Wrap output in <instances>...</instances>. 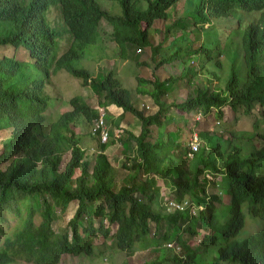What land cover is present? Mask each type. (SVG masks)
<instances>
[{
	"label": "trees",
	"instance_id": "16d2710c",
	"mask_svg": "<svg viewBox=\"0 0 264 264\" xmlns=\"http://www.w3.org/2000/svg\"><path fill=\"white\" fill-rule=\"evenodd\" d=\"M117 1L121 8L118 13L101 8L96 0H29L28 3L25 0H0V48H23L32 60V66H26L15 55L0 53V131L10 128L9 138L0 149V164L5 163L4 168H0V264H17L19 261L59 264L63 256L90 257L94 249L91 245L93 238L112 239L109 246L113 252L129 255L134 250L147 249L149 245L155 246L154 249L158 247L162 260L156 257L148 264L166 261L171 264H264V227L260 228L262 224L259 223L264 222L263 165L253 159L239 160L236 155V159L229 158L219 166L218 158L222 155L219 147L207 150L202 141L208 136L200 131H197L200 146L192 156H187L190 152L187 143L167 137L165 127L170 116L166 115L161 100L166 93L164 84L185 79L186 87L190 88L197 72L205 69L218 78L210 63L218 68L222 66L214 49L205 43L208 36L204 33L206 37L199 45L192 40L187 42V55L200 56L198 63L196 61L198 71L196 65L189 64L183 65L179 76L170 75L161 82L158 78H140L142 74L136 77V90L148 94L158 106L153 114H145L134 105L131 91L122 86L115 70L93 76L78 66L80 58H95L96 54L89 51L91 49L101 51L99 60L107 56L108 48L96 42L100 37L97 27L101 20L113 26L112 37L116 41L113 55L118 51L121 56L118 58H123L126 42L148 48L155 55L158 53L148 36L149 27L157 18L164 21L165 31L180 28L183 31L180 37L184 39L181 42L189 33L198 29L202 32L203 23L210 24L213 17L228 19L233 27L240 25L242 76L238 74L240 77L236 79L233 73L227 75L223 90L202 87L194 94L187 91L184 100L174 106L186 115L197 109L207 115L215 108L221 116L223 106L232 112L241 108L244 114L254 111L264 114V0H188L190 9L185 16L192 20V24L182 23L183 15L177 10L179 0ZM172 5L174 10L169 11ZM238 9L260 14L257 20L252 18L247 22L246 15L237 13ZM241 19L244 24H240ZM141 22H145L143 29ZM175 39L180 40L174 37L165 45L175 51H171L167 58L154 60L155 69L164 62L182 64L183 59L179 57L182 48L176 45ZM62 40L61 47L68 45V48L60 53ZM227 49L228 46L223 48L225 58ZM51 68L66 71L101 94L99 106L114 104L121 108L119 121L131 116L139 120L141 129L137 136L126 131L125 138L121 137L122 134L118 137L123 146L128 141L134 143V155L128 158V182L116 188V170L106 155L105 144L102 145L91 133L98 112L88 107L81 95L70 98L71 109L51 121L52 130L45 133L44 111L54 100L45 92ZM190 120L187 124L186 119H176L175 130L192 134L198 122L193 116ZM83 124L86 127L82 133L95 141L92 161L85 158L80 146L81 134L77 126ZM161 128L163 138L159 137ZM176 131L173 134L178 138ZM109 133L112 134L111 129ZM168 144L169 151H164ZM65 151H69V157L59 170L61 154ZM193 158L199 160L198 164L188 167L186 162ZM254 168L259 170L254 172ZM205 172L213 176L222 174V191L229 194L227 215L223 214L226 217L222 220L216 207L220 193L208 191L211 180L207 181ZM157 176L168 185L170 198L176 203L183 200L193 202L192 195H196L195 204L202 208L190 213L188 206L171 207L166 201L168 211H159L155 205ZM211 183L216 185L214 179ZM242 203H246L248 214L260 229L238 239L244 226ZM70 204L75 208L66 226L53 231L52 209L64 211ZM22 206L26 209L22 223L11 228L3 227L5 212L20 216ZM35 212H39L38 224L34 223ZM150 222L154 223L153 232ZM198 224L202 232L197 230ZM110 226L116 227L113 233ZM178 229L187 236L199 237L198 243L194 247L189 245L186 239L180 238ZM169 242H174L173 250L175 247L179 250L170 257L164 248Z\"/></svg>",
	"mask_w": 264,
	"mask_h": 264
},
{
	"label": "rangeland",
	"instance_id": "374dc122",
	"mask_svg": "<svg viewBox=\"0 0 264 264\" xmlns=\"http://www.w3.org/2000/svg\"><path fill=\"white\" fill-rule=\"evenodd\" d=\"M29 0H25L28 3ZM101 8L107 9L108 11L118 13L121 11V8L118 6L117 0H96ZM190 1V0H189ZM188 0H179L177 2V10L178 13L183 15V24H192V20L185 16V12H188L190 9V5L188 4ZM175 8L172 5L168 10L173 11ZM167 10V11H168ZM249 12V13H246ZM246 12L242 10H237V13L242 15H246L248 21L253 18V21L258 18V11L246 10ZM251 12L253 13L252 15ZM169 18V17H168ZM167 18V19H168ZM218 23H217V22ZM216 22V23H215ZM244 20L241 19L240 24H243ZM205 28L201 32L200 29L196 30L194 33H189L187 39L181 42L182 37H180V33L183 31L180 28H171L169 31H165L164 29V21L157 18L155 22L149 27V38L152 42L153 46L157 47L158 53L155 55L152 51H149L148 48L139 47L137 45H132V43H125V56L123 58L119 55V52H115L113 55V49L116 46V41L113 40L112 30L113 26L110 25L107 21L101 20L97 27V32L100 35L99 39L96 41L98 43H102L108 48L107 56L105 58H101L98 55L101 51H95L94 49L89 50L91 53L96 54L94 57H83L78 60V66L87 69L91 72L93 76L97 75L107 70H115L118 78L123 87L129 89L133 96L134 105L145 112V114H153L157 111L158 106L153 101L152 97L148 94L139 93L136 88L138 84V75L142 74L140 78L145 80L150 79L154 80L155 78L159 79L161 82L163 79L172 76H179L182 70L183 65L189 66L196 65V61L198 63L200 56L199 54H190L187 55L186 46L187 42L190 40L195 41L196 45H199L206 36L208 38L205 40L206 45L210 48L214 49V54L220 59L221 68L216 67L213 63H210V66L215 71L218 78L211 76L209 74L210 70H203L198 73L199 68L196 71L197 75L194 76L192 81V87H186L185 79H177L173 82H167L164 84L163 89L165 88L166 93L161 97L162 102L165 104V108L167 111V118H170L169 123L166 125V130L168 131V135L172 140L175 141H183L187 143L190 136L193 134H197V131L200 133H204L208 138L202 143H205L206 149L211 150L212 147H219V151L221 152V157L218 158L219 166L223 165V161L229 160V158L239 160H248L253 159L257 164H261V168L264 167V114L261 111L250 112L249 114H244L242 109H238L236 112H232L227 106H223L220 111H222V115L219 116L217 110L212 108L207 115H204L199 112V109L190 112L189 115H186L183 112H180L177 108H175L174 104L182 102L186 96L187 91H192L194 94L197 88L206 87L209 90L220 88L223 90V81L226 79L227 75L230 76V73L235 74L239 79L242 76V72L244 69L242 62V43L240 40L239 27H237L238 31L235 33L231 30H236V27L232 26V21L228 19L219 18L215 19L213 17V22L207 24V22L203 23ZM140 27L143 29L145 27V22H141ZM206 34V36L204 35ZM164 37V38H163ZM180 38L179 41L175 39L176 45L180 46V56L181 60L183 59L182 64L171 61L170 63H162L158 69H155V61L167 58L170 55L171 51H175V48H165V45L173 38ZM163 41V42H162ZM181 42V45H180ZM63 45V40L60 42V47ZM227 49V58L223 54L225 48ZM236 46V47H235ZM68 48V45H65L63 48L61 47L60 53L65 51ZM0 53H5L7 56L15 55L17 60L22 61V63L26 66H32V60L29 58V55L26 50L23 48H18L17 50H13L11 47L8 48H0ZM239 58V59H238ZM227 60V63L226 61ZM240 60V61H239ZM234 62V63H233ZM241 64V65H240ZM141 66V67H139ZM212 71V70H211ZM238 74L240 76H238ZM229 78V77H228ZM49 85L45 87V92L52 97L54 100L48 105L47 109L44 111L46 114V121L43 125V130L45 133H49L52 130L50 125L51 121H55L60 118V115L71 109V106L68 104L69 100L72 96L81 95L84 99L85 104L88 107L93 109H102L104 110V119L105 124L110 127V129H115L120 125L122 130V138H125L126 131L132 133L133 135H138L140 131V122L135 117H128L124 121L118 120L119 116L115 117L117 112H120L121 109H113V107L99 108V100L102 101L101 94L96 93L92 90L87 84L83 85L79 79L72 77L71 74L67 73L64 70H54L51 68L50 76H49ZM147 87V86H145ZM50 103V101H49ZM109 108L111 111H109ZM114 110V111H112ZM108 112V113H107ZM202 112V111H201ZM110 116V117H109ZM130 116V115H129ZM197 120L198 124L194 126V130L192 134H183V131L175 130V123L177 120L186 119V123L188 124L190 118ZM174 119V120H172ZM123 123V124H122ZM122 124V125H121ZM181 124L182 121H181ZM84 126H77L79 133L81 134L80 138V146L84 150L85 158L87 160L92 161V155L94 153V139L90 138L89 135L82 133ZM173 131H176L177 137H174ZM10 133V128H6L0 131V149L2 144L8 140ZM164 130L161 128L159 130V137H162ZM114 138V137H113ZM109 139L105 144L106 155L114 166L115 179H116V188L119 187L122 183L128 182L129 178V157L134 155V143L133 141L126 142L125 146L120 144V141H115ZM181 141V142H182ZM102 144V145H104ZM202 145V144H201ZM124 147V148H123ZM170 145L164 147V151H169ZM161 151V149H160ZM236 153V154H234ZM171 156L172 154L169 153ZM174 155V154H173ZM69 157V151H65L61 154V161L58 169L61 170L63 168L64 163L67 161ZM174 159V158H173ZM178 161L179 159H175ZM198 159L193 158L186 162L188 167H194L198 164ZM5 163L0 164V168H4ZM244 168V167H243ZM260 168V169H261ZM259 169L254 168V172ZM207 181H210L207 185V189L209 192H218L220 193L219 201L216 202L217 207V215L219 219L222 220L226 216H222L223 214L227 215L228 206H229V194L224 190V186L222 185L221 178L222 174L217 173L213 176L211 173L205 172ZM212 179L216 181V185H212ZM158 186L157 196L155 205L159 211H168L166 207V201L170 199V188L168 185H165V181L157 176L156 184ZM196 195H192L193 207L196 211H198L197 205L195 204ZM246 203L241 204V211L244 218V226L240 230L237 238L241 239L254 231L263 228L264 222H259L262 224L260 228L255 223L253 218L250 217L246 210ZM75 208L74 204H70L66 207L64 211H58L57 209H52L53 219L51 220L52 230L57 232L60 228L66 226L67 219L72 215L73 210ZM190 212V211H189ZM33 219L34 223H40L39 212H35ZM26 215L25 207H21V215L18 216L13 214L12 212H5V222L3 223V227L11 228L17 224L22 223V217ZM194 225L193 223H190ZM115 226H110L111 233L115 231ZM197 230L202 232L203 229L200 228L198 224ZM258 228V229H257ZM155 229L154 223L150 222V230L153 232ZM179 230V229H178ZM173 232V230H172ZM181 239L187 241L189 245H196L199 241V237L196 236H187V233L183 234L180 230L178 231ZM172 234V238L173 233ZM112 239L105 238H93L91 239V245L94 247L92 255L87 257L85 255H81L78 257H65L63 256L59 262V264H148L153 262L156 257L159 260L161 256L159 254V248L154 249L153 245H149L147 249H137L134 250L132 254L128 253H117L113 252L112 247L109 246ZM174 239H171L173 241ZM174 242L170 244V247L164 245L166 248V254L168 257L174 256V253H178L179 250L177 247L174 248ZM11 264V263H8ZM17 264H27L25 262L19 261ZM162 264H171L170 261L163 262Z\"/></svg>",
	"mask_w": 264,
	"mask_h": 264
},
{
	"label": "clouds",
	"instance_id": "9594fccd",
	"mask_svg": "<svg viewBox=\"0 0 264 264\" xmlns=\"http://www.w3.org/2000/svg\"><path fill=\"white\" fill-rule=\"evenodd\" d=\"M97 2V1H96ZM240 10V9H239ZM253 13H251L250 15H252ZM260 14V13H259ZM259 14H258V16H259ZM249 22H250V20H249ZM207 24H209L208 22H207ZM244 24V23H243ZM239 30H240V27H239ZM231 31H234L235 33L238 31V29H237V27H236V30H231ZM99 39V38H98ZM97 39V40H98ZM244 66V65H243ZM72 77H74V76H72ZM75 78V77H74ZM77 79V78H76ZM80 80V79H79ZM81 81V80H80ZM81 83H82V81H81ZM111 105H114V104H111ZM108 106H110V105H108ZM108 106H106V107H101V106H99V108L101 107V108H104L105 109V111H106V108H108ZM114 106H116V105H114ZM117 107V106H116ZM119 108V107H118ZM95 110H97V112H98V116L93 120V122H92V128H91V133H92V136H95L98 140H99V142L101 143V144H106V143H108L107 141L109 140V139H111V140H113V137H114V140L115 141H118V137H120V134H122V130H121V127L120 126H118L117 128H115V129H111V131H112V134L110 135V133H109V129H110V127L108 126V125H106L105 124V119H104V116H105V114H104V110H102V109H100V110H98L97 108L95 109ZM108 113V112H107ZM121 114V113H120ZM101 117V119H102V121H104V125L107 127V130H108V134H109V137H108V139H107V141H105V142H102L101 141V138H100V133H99V130H94V124H95V122L99 119ZM138 120V119H137ZM139 121V120H138ZM116 130H120V134L118 135V137H116L115 136V131ZM112 137V138H111ZM110 140V141H111ZM189 140H190V138H189ZM189 140H188V142H189ZM188 142H187V144H186V146L188 147ZM199 144H200V140H199ZM190 153V152H189ZM188 153V154H189ZM188 154H187V156H188ZM193 155V154H192ZM192 155H190V156H192ZM169 201H174V200H172L171 198L170 199H168L167 200V204H169ZM186 202V204L184 203L183 205H182V207L181 208H185V206H188V208H189V211H190V213H196V210L194 209V207H193V202H190V201H187V200H183L181 203H183V202ZM174 202H176V201H174ZM170 205V204H169ZM172 207V206H171ZM197 208L198 209H200V208H202V206L201 205H197ZM172 242H169V243H167V246H169L170 247V244H171Z\"/></svg>",
	"mask_w": 264,
	"mask_h": 264
},
{
	"label": "built area",
	"instance_id": "2783aa9c",
	"mask_svg": "<svg viewBox=\"0 0 264 264\" xmlns=\"http://www.w3.org/2000/svg\"><path fill=\"white\" fill-rule=\"evenodd\" d=\"M94 130H99L100 138L102 142L107 141L109 134H108L107 127L104 125V121H102L101 117L95 122ZM119 134H120V130H116L115 136L118 137ZM199 146L200 144H199L198 135L193 134L192 137H190V140L188 142V148L190 149V153L188 154V156L196 153L199 149ZM184 203L186 204L185 201L183 203H176L174 201H169L170 206L177 207V208H181Z\"/></svg>",
	"mask_w": 264,
	"mask_h": 264
},
{
	"label": "crops",
	"instance_id": "0c3cea01",
	"mask_svg": "<svg viewBox=\"0 0 264 264\" xmlns=\"http://www.w3.org/2000/svg\"><path fill=\"white\" fill-rule=\"evenodd\" d=\"M108 107H113V109H117V110H118V109H121V108H118V107H116V106H114V105H110V106H108ZM109 111H111L110 108H109ZM112 111H114V110H112ZM121 112H122V110H120V112H117L118 114H115L114 116H115V117L120 116V113H121ZM122 124H123V123H122ZM122 124H121V125H122ZM118 126H120V125H118ZM140 129H141V123H140ZM139 133H140V131H139ZM135 136H137V135H135ZM111 138H112V137H111ZM113 140H114V138H113Z\"/></svg>",
	"mask_w": 264,
	"mask_h": 264
}]
</instances>
